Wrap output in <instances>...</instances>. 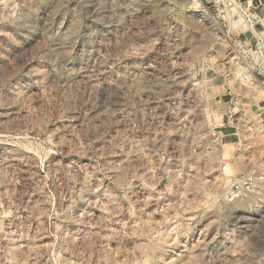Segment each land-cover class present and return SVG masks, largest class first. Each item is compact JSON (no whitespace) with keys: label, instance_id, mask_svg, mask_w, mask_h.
<instances>
[{"label":"rangeland","instance_id":"1","mask_svg":"<svg viewBox=\"0 0 264 264\" xmlns=\"http://www.w3.org/2000/svg\"><path fill=\"white\" fill-rule=\"evenodd\" d=\"M249 169L264 0H0V264H264Z\"/></svg>","mask_w":264,"mask_h":264},{"label":"built area","instance_id":"2","mask_svg":"<svg viewBox=\"0 0 264 264\" xmlns=\"http://www.w3.org/2000/svg\"><path fill=\"white\" fill-rule=\"evenodd\" d=\"M255 171L249 169L243 173L229 188V191L225 194V200L227 203H234L241 200L245 194L251 189Z\"/></svg>","mask_w":264,"mask_h":264},{"label":"bare ground","instance_id":"3","mask_svg":"<svg viewBox=\"0 0 264 264\" xmlns=\"http://www.w3.org/2000/svg\"><path fill=\"white\" fill-rule=\"evenodd\" d=\"M264 180V170H260L256 176H255V180H253V187L256 189H258V187L261 185V183ZM260 189V188H259ZM248 193V192H247Z\"/></svg>","mask_w":264,"mask_h":264}]
</instances>
